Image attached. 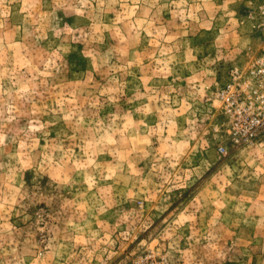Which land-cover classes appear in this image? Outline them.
Masks as SVG:
<instances>
[{
  "label": "rangeland",
  "instance_id": "374dc122",
  "mask_svg": "<svg viewBox=\"0 0 264 264\" xmlns=\"http://www.w3.org/2000/svg\"><path fill=\"white\" fill-rule=\"evenodd\" d=\"M263 39L264 0H0V264H264L220 95Z\"/></svg>",
  "mask_w": 264,
  "mask_h": 264
},
{
  "label": "built area",
  "instance_id": "2783aa9c",
  "mask_svg": "<svg viewBox=\"0 0 264 264\" xmlns=\"http://www.w3.org/2000/svg\"><path fill=\"white\" fill-rule=\"evenodd\" d=\"M247 68L236 71L220 92L232 117L230 135L238 147L254 145L264 134V39L258 56ZM220 150L224 152V148Z\"/></svg>",
  "mask_w": 264,
  "mask_h": 264
}]
</instances>
